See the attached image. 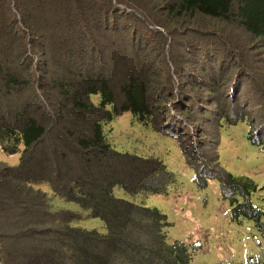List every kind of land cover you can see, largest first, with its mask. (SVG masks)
I'll list each match as a JSON object with an SVG mask.
<instances>
[{
  "label": "trees",
  "instance_id": "trees-1",
  "mask_svg": "<svg viewBox=\"0 0 264 264\" xmlns=\"http://www.w3.org/2000/svg\"><path fill=\"white\" fill-rule=\"evenodd\" d=\"M101 1L0 0V111L4 114L0 116V148L7 155L21 154L16 166L0 162V264H191L195 250L168 242L166 216L114 194L116 187L131 195L165 193L171 181L165 165L116 152L104 128L130 112L140 123L160 130L159 122L171 116V108L163 107L164 103L175 97L168 95V88L177 82L170 78L168 64L175 65L184 87L187 80L181 81L185 77L181 66L189 63L193 53L205 58L204 63L208 58L213 63L220 59L223 67L229 61L222 75L208 76L205 84L191 77L186 87L190 92L206 87L216 102L222 99L211 104L218 116L217 131L221 132L223 123L237 125L252 118L246 111L232 115L230 110L246 91V79L254 82L264 102V0ZM137 14L146 34L132 42L117 32L109 36L112 20L121 30L120 23L132 24ZM236 30L249 40V48L240 44ZM190 32L201 41L217 39L219 45L214 46L220 48L221 58L211 43L202 48V43L191 42V55L175 54L178 41L189 39ZM59 56L64 60L60 65L55 60ZM128 60L133 61L129 71ZM233 81L239 84L234 85L229 103V97L219 94ZM26 94L31 98L23 102ZM92 96H100L99 104ZM197 100L204 105L196 94L180 93L176 106L187 123H175V129L198 132L199 117L205 119L207 114L199 112ZM254 131L249 132V141L264 149V133ZM181 137L185 142L186 137ZM192 148L201 155L205 149L194 142ZM182 150L199 187L220 180L223 197L231 201L234 222L241 218L260 222L263 213L249 201L257 190L252 181L234 178L220 166L218 170V156L214 163L219 175L202 178L201 166L195 168L186 148ZM208 158L196 162L210 163ZM160 172L168 174L167 180L155 186L150 180L161 178ZM237 194L245 202L239 203ZM57 198L101 219L107 234L75 226L81 216L56 211ZM258 228L264 240V226L258 224ZM246 264L264 262L250 258Z\"/></svg>",
  "mask_w": 264,
  "mask_h": 264
},
{
  "label": "rangeland",
  "instance_id": "rangeland-1",
  "mask_svg": "<svg viewBox=\"0 0 264 264\" xmlns=\"http://www.w3.org/2000/svg\"><path fill=\"white\" fill-rule=\"evenodd\" d=\"M100 2L102 1L100 0ZM117 5L119 8L131 11L127 5ZM158 5L160 3H156V6ZM165 9L163 8V10ZM137 15V21H133L132 24H128L127 20L122 21L120 23L121 30L116 29L119 23L112 20L109 24V36L117 32L119 36L125 37L126 41L130 39L132 42L136 37L139 39L140 35L146 34L147 29L143 25V19H140L141 16L139 14ZM154 28L151 29L155 32ZM127 29H130V31H127ZM117 34L115 35L117 36ZM235 35L241 45H246L249 48V40L245 39L242 31L236 30ZM188 36L189 39L178 41V50L175 51V54L179 55L180 52H187V54L191 55V51L194 49H190L191 42L196 46H199L198 43L205 44V46L201 45L202 48L211 43L210 45L214 51L219 52L220 48L214 46L219 43L217 39L201 41L198 39V34L194 32L188 33ZM129 42L126 45L127 47L130 46ZM208 48L210 47L208 46ZM193 54L187 58L189 63L181 66V75L185 76L181 77V81L185 82L187 80L184 87L179 83L180 78L175 71V65L172 63L168 64L167 72L170 78H173V81L176 80L177 82L168 88L170 90L168 95L174 94L175 97L172 101L164 103L163 107L168 106L171 108V116L165 117L163 123L162 121L159 122L160 130L153 128L150 124L145 125L140 123L130 112H126L122 116L115 118L113 122L104 128L106 137L116 152L146 160L152 159L161 165H165L166 169L164 171H168V174L171 176V181L166 186L165 193L160 195H151L150 193L131 195L122 187H116L114 194L117 198L128 200L144 207L157 209L161 214L166 216L170 224L167 229L168 242L170 244L175 242L184 243L190 246L192 250H195L194 259L191 264H246L250 258L264 262V240L258 228V224L264 226V149L251 144L248 139L249 132L253 133L255 132L254 130H256V133L259 132L260 136L264 133V108L260 107L264 103L263 99L254 82L251 79L250 81L246 79L244 82L246 91H242L243 96H241L240 101L237 104L235 102L234 108L230 110L232 115L246 111L247 116L252 118L237 125L223 123L221 132L220 130L217 131L218 118L216 117L218 116H216L217 112L215 108H211V104L214 102L222 103V99L216 102L214 99L217 97H214L210 89L206 87L201 90L199 89L200 91L198 92L195 90L190 92V87L188 89L186 87L192 83V78H196L199 82L205 84L208 76L211 77L213 74L222 75L226 69L224 66L225 64L227 66L229 61L226 59L222 67L220 59L213 63L208 58L206 63H204L205 58H197ZM218 56L221 58L220 52ZM55 60L58 65L64 61L61 56L56 57ZM128 62L129 71L133 67L131 65L133 61L128 60ZM158 68L160 69L161 66H158ZM204 70H207L206 74ZM236 84L239 83L233 81L229 88L224 92L221 91L219 95H223L224 98L226 96L229 97V103H231L233 88ZM200 87H203V85H200ZM36 90L40 97L41 90L39 88ZM180 93L185 95L191 94V96L196 94L197 97L202 99L204 105L197 100L198 106H200L199 112L206 113L207 115L205 119L199 117L201 120L198 123V132L192 129L180 132L174 128L175 123L180 126H185L187 123V119H184L185 117L182 115V112L176 106L180 103ZM161 97L163 99L166 98L163 95ZM30 98L31 94H26L22 98V101L26 102ZM42 99L45 102V99ZM92 100L95 104H99L100 96H92ZM6 101L11 106L14 105V101ZM18 101L20 102V99ZM8 102L5 103L7 106H9ZM222 107L221 105L220 108ZM0 116H4L2 111H0ZM249 125L253 126L252 131L249 129ZM214 126L215 130H213ZM183 135L184 138L186 137L185 142H181V136ZM192 141L197 147L202 146L205 148L202 155L197 152L198 149L193 153V148L191 150ZM185 148L188 151L191 164L195 168L201 166L202 178L205 174L212 177L219 175L220 171L216 170L214 163L215 157L218 156L217 161L219 160L220 165H217V168L220 166L228 175L234 178H246L252 181L256 185L257 190L250 196L249 201L263 213L260 222L256 223L247 218H241L239 222H234L231 219V201L223 197L220 180L214 179L209 181L206 188L199 187L196 182L195 172L190 168L183 155L182 149ZM205 157H209L210 163L204 162L202 163L203 165H198L196 160ZM20 158V153L7 155L0 148V162L16 166L19 164ZM168 174L160 172L157 176L162 179L154 177L150 181L155 186L164 185ZM40 186L45 191L49 190L44 184ZM236 198L241 204L245 202V199L241 195L237 194ZM54 209L56 211H71L79 214L81 220L75 224L77 227L89 231L95 230L100 234H107L106 224L101 219L93 218L90 212L83 210L76 203L57 198L54 202Z\"/></svg>",
  "mask_w": 264,
  "mask_h": 264
}]
</instances>
